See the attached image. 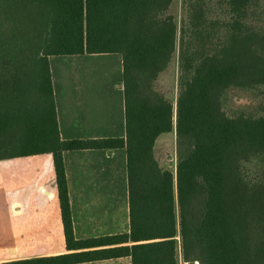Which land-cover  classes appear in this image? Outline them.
Listing matches in <instances>:
<instances>
[{
    "label": "trees",
    "instance_id": "16d2710c",
    "mask_svg": "<svg viewBox=\"0 0 264 264\" xmlns=\"http://www.w3.org/2000/svg\"><path fill=\"white\" fill-rule=\"evenodd\" d=\"M173 1L0 0V159L54 153L68 246L120 244L4 264H264V112L225 110L230 89L264 88V27L249 23L252 0H219L223 21L211 16L215 0H183L171 100L155 81L176 52ZM85 52L123 54L130 236H74L62 149L122 144L60 138L49 56ZM170 132L177 160L164 168L155 146Z\"/></svg>",
    "mask_w": 264,
    "mask_h": 264
},
{
    "label": "crops",
    "instance_id": "0c3cea01",
    "mask_svg": "<svg viewBox=\"0 0 264 264\" xmlns=\"http://www.w3.org/2000/svg\"><path fill=\"white\" fill-rule=\"evenodd\" d=\"M49 64L61 140H122L62 149L75 239L130 236L123 54H55ZM91 245L67 244L54 153L0 159V264L120 244ZM70 264H132V258Z\"/></svg>",
    "mask_w": 264,
    "mask_h": 264
},
{
    "label": "rangeland",
    "instance_id": "374dc122",
    "mask_svg": "<svg viewBox=\"0 0 264 264\" xmlns=\"http://www.w3.org/2000/svg\"><path fill=\"white\" fill-rule=\"evenodd\" d=\"M218 1L219 0L214 1L211 16L214 19H220L221 21L229 19V16L226 15V10L220 8ZM248 11L250 25L257 29L263 28L264 0H252ZM169 13L175 17L178 25L176 52L174 53L173 59L168 68L162 72L155 81V87L167 98L175 100L179 90V48L181 42V29L183 21L186 18L183 0H174L169 9ZM225 110L230 116H235L240 112L255 115L262 114L264 112V88L230 89ZM176 148L177 143L175 132L165 133L158 138L155 146V154L162 167H175L177 160ZM171 161H173V165L170 164ZM246 168L250 176L257 170L252 163L248 164ZM180 264L188 263H184L180 260Z\"/></svg>",
    "mask_w": 264,
    "mask_h": 264
},
{
    "label": "water",
    "instance_id": "95a60500",
    "mask_svg": "<svg viewBox=\"0 0 264 264\" xmlns=\"http://www.w3.org/2000/svg\"><path fill=\"white\" fill-rule=\"evenodd\" d=\"M170 164L173 165V161H171ZM188 264H199V262H198V261H197V262H193V261H191V262H189Z\"/></svg>",
    "mask_w": 264,
    "mask_h": 264
}]
</instances>
